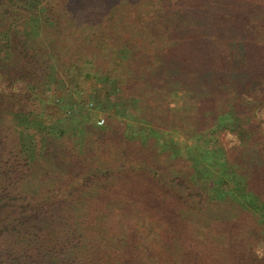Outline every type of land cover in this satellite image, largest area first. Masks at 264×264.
I'll list each match as a JSON object with an SVG mask.
<instances>
[{"label": "trees", "instance_id": "16d2710c", "mask_svg": "<svg viewBox=\"0 0 264 264\" xmlns=\"http://www.w3.org/2000/svg\"><path fill=\"white\" fill-rule=\"evenodd\" d=\"M259 109L264 0H0V264H264Z\"/></svg>", "mask_w": 264, "mask_h": 264}, {"label": "rangeland", "instance_id": "374dc122", "mask_svg": "<svg viewBox=\"0 0 264 264\" xmlns=\"http://www.w3.org/2000/svg\"><path fill=\"white\" fill-rule=\"evenodd\" d=\"M43 26V25H42ZM229 48L227 47V50H228ZM53 54H54V56H56V57H59L56 53H54L53 52ZM63 54L64 53H62L61 54V56H63ZM52 58H53V56H52ZM60 58V57H59ZM65 59H61V65H64L65 64ZM90 88H91V84H89L88 85ZM87 86V87H88ZM91 90H89V92H90ZM257 113L259 114V116H260V118L262 119V122H263V127H264V114L262 113V111L259 109L258 111H257ZM174 136V138L178 141V142H180L181 144H183V145H186L187 144V141L185 140V138H184V135L183 134H174L173 135ZM227 140L230 142V144L232 145V144H234L233 142H232V139L231 138H229V137H227ZM142 199L144 200V198L142 197Z\"/></svg>", "mask_w": 264, "mask_h": 264}, {"label": "clouds", "instance_id": "9594fccd", "mask_svg": "<svg viewBox=\"0 0 264 264\" xmlns=\"http://www.w3.org/2000/svg\"><path fill=\"white\" fill-rule=\"evenodd\" d=\"M255 254H256V256H257L258 258H260V259H264V250L257 249V250L255 251Z\"/></svg>", "mask_w": 264, "mask_h": 264}]
</instances>
